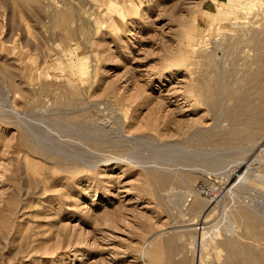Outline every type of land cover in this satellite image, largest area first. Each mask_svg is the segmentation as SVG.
I'll return each mask as SVG.
<instances>
[{"label": "rangeland", "instance_id": "374dc122", "mask_svg": "<svg viewBox=\"0 0 264 264\" xmlns=\"http://www.w3.org/2000/svg\"><path fill=\"white\" fill-rule=\"evenodd\" d=\"M0 264H264V0H0Z\"/></svg>", "mask_w": 264, "mask_h": 264}, {"label": "bare ground", "instance_id": "6f19581e", "mask_svg": "<svg viewBox=\"0 0 264 264\" xmlns=\"http://www.w3.org/2000/svg\"><path fill=\"white\" fill-rule=\"evenodd\" d=\"M90 17V16H89ZM77 62V61H76ZM70 67V66H69ZM239 231V230H238ZM194 238H196V237H194Z\"/></svg>", "mask_w": 264, "mask_h": 264}]
</instances>
